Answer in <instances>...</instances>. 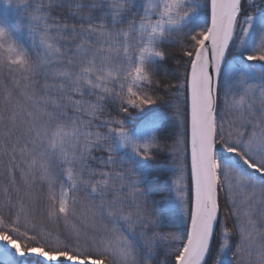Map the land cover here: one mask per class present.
Segmentation results:
<instances>
[{
	"label": "snow or ice",
	"instance_id": "1",
	"mask_svg": "<svg viewBox=\"0 0 264 264\" xmlns=\"http://www.w3.org/2000/svg\"><path fill=\"white\" fill-rule=\"evenodd\" d=\"M0 264H264V0H0Z\"/></svg>",
	"mask_w": 264,
	"mask_h": 264
},
{
	"label": "trees",
	"instance_id": "2",
	"mask_svg": "<svg viewBox=\"0 0 264 264\" xmlns=\"http://www.w3.org/2000/svg\"><path fill=\"white\" fill-rule=\"evenodd\" d=\"M169 68L174 69L175 68V61H169ZM180 72H183V69H180ZM177 81L173 80V83L175 84Z\"/></svg>",
	"mask_w": 264,
	"mask_h": 264
}]
</instances>
